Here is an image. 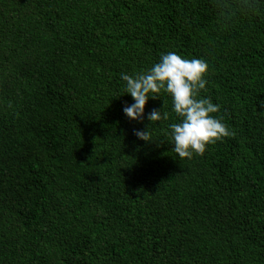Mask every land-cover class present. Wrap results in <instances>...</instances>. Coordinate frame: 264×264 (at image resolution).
<instances>
[{"label":"trees","instance_id":"16d2710c","mask_svg":"<svg viewBox=\"0 0 264 264\" xmlns=\"http://www.w3.org/2000/svg\"><path fill=\"white\" fill-rule=\"evenodd\" d=\"M168 52L230 132L191 159L123 112ZM0 264H264V0H0Z\"/></svg>","mask_w":264,"mask_h":264},{"label":"clouds","instance_id":"9594fccd","mask_svg":"<svg viewBox=\"0 0 264 264\" xmlns=\"http://www.w3.org/2000/svg\"><path fill=\"white\" fill-rule=\"evenodd\" d=\"M208 65L201 59H185L175 52L162 54L158 63L147 72L130 76L122 75L125 92L133 103L125 105L123 112L131 121L142 122L149 100H157L161 91L172 100V111L181 118L180 123L170 126L173 151L180 159H191L194 154H204L211 144L230 135L227 126L213 114L219 106L211 100L198 98L205 90ZM160 110L147 114L151 123L160 121ZM134 135L145 143H152L149 127L137 130Z\"/></svg>","mask_w":264,"mask_h":264}]
</instances>
